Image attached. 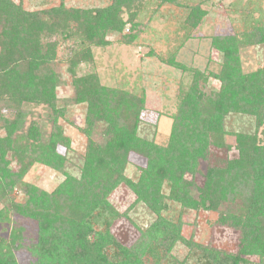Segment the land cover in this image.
Here are the masks:
<instances>
[{"label":"trees","instance_id":"obj_1","mask_svg":"<svg viewBox=\"0 0 264 264\" xmlns=\"http://www.w3.org/2000/svg\"><path fill=\"white\" fill-rule=\"evenodd\" d=\"M179 3L180 0H111L109 6L95 10L58 5L28 11L12 0H0V112L5 109L11 113L1 120L0 126L3 131L0 136V224L10 220L7 218L10 209L34 223L41 245L26 246L34 260L32 264H114L108 260L105 244H112L119 255H126L108 235V223L116 214L106 195L123 184L148 209L166 210L158 194L154 199L144 194L146 173L136 182L124 175L129 153L141 150H149L147 155L155 154L157 169L151 177L160 185L164 180H171L173 194L180 190L188 197L189 186L194 185L191 179L204 174L199 194L208 198L210 204H205L209 210L214 209L212 194L218 195L226 185L229 188L239 186L246 179L250 193L234 211L238 219L228 218L224 222L221 218V222L238 233L235 264H244L245 247L256 249V252H249L250 255H264V139L257 138L255 129L252 133H238L235 157L221 161L219 166L207 167L203 173L200 170L201 162L207 158V147L211 146L206 134L223 132L226 115H248L253 118L255 128L261 124L259 112L243 110L239 105L247 95L264 96V70L242 73L235 37L213 38V46L223 59L222 68L218 76L215 75L221 82L220 91L206 96L199 87L202 78L193 75L188 88L180 92V113L163 146L138 135L143 97L118 93L103 86L97 75H79L77 71L80 65L94 61L95 48L109 45L107 34L122 33L129 24L130 30L133 28L128 30L131 36L125 37L126 42H132L134 27L141 25L136 20L141 11L147 12L150 5L158 9ZM123 14H126L125 20ZM187 18L193 28L200 22L195 7ZM250 29L254 44H264V23L259 22ZM74 36L76 42L71 43L63 61L73 97L64 100L56 94L64 84V77L58 71L61 60L57 50L62 40ZM76 107L83 113L81 133L87 139L78 177L68 176L51 194L32 187L25 193L22 203L15 202L11 197L13 188L23 189V178L33 164L63 169L67 159L59 156L56 148L65 146L68 153L70 141L64 137L58 119H66L67 112L71 113ZM97 136L102 139L100 142L95 139ZM93 218L105 220L107 226L104 234L97 233L91 241ZM190 245L197 250L193 259L198 261L199 250L207 260L211 250ZM22 247L21 228L12 226L8 243L0 244V264H22L16 255ZM118 254L112 256L116 259ZM125 260L122 257L116 264H130ZM132 264L139 263L133 261Z\"/></svg>","mask_w":264,"mask_h":264},{"label":"rangeland","instance_id":"obj_2","mask_svg":"<svg viewBox=\"0 0 264 264\" xmlns=\"http://www.w3.org/2000/svg\"><path fill=\"white\" fill-rule=\"evenodd\" d=\"M23 9L36 11L63 5L69 9L95 10L110 5L111 0H12ZM180 4V5H179ZM178 5H155L141 11L134 27L135 39L126 42L131 26L125 25L122 33L107 34L109 45L93 50L94 61L82 64L77 68L79 75L92 73L97 75L100 83L119 92H128L144 98V109L140 113L141 123L138 135L157 146L166 145L171 133L175 117L179 116L182 103L181 90L188 88L189 81L195 75L205 79L199 83L206 96H213L220 91L221 82L216 79L222 65V54L213 46V38L235 37L240 50V69L242 73L264 70V44H254L250 31L251 26L264 23V0H180ZM182 5V6H181ZM195 7L200 17L199 24L193 28L188 23L187 15ZM125 20L126 14L122 15ZM130 30V31H128ZM57 38H52L56 40ZM76 37L62 40L57 55L61 60L58 71L64 77V84L56 90L57 97L68 100L73 97V90L66 76L63 61L68 55L71 43ZM264 96L247 95L239 107L246 111H256L261 115V124L255 128L254 120L248 115L229 113L223 119V132L207 133L211 146L207 147V158L201 162V173L207 167L219 166L221 161L236 156V136L238 133L256 132L260 141L264 139ZM264 104V103H263ZM40 111V110H39ZM14 111H12L13 113ZM25 112L28 109L25 108ZM10 112H0V126ZM66 119L59 118L58 125L64 137L70 141L67 153L65 146H58L56 153L67 159L62 170L53 169L41 164H33L23 181L22 190L13 188L11 197L22 203L32 187H38L48 194L64 184L68 176L78 177L82 166L86 137L81 133L83 113L80 108H72ZM3 135L0 127V136ZM94 139V137H93ZM97 141L102 139L97 136ZM149 150L132 151L128 155V163L124 175L133 182L138 181L141 174L146 173L144 194L155 198L158 194L166 210L159 212L148 209L127 186L120 184L113 188L106 200L114 218L108 223V235L126 251L119 255L112 244L104 245L108 260L116 264L125 257V262L139 264H235L233 257L239 249L238 233L234 229L223 226L221 218L238 219L234 213L248 195L246 179L239 186L229 188L227 185L217 194H212L214 209L209 210L208 198L199 194L205 181L204 174L196 175L189 186V196L173 194L171 180L162 184L151 174L156 171L158 160L155 154L147 155ZM65 162V161H64ZM13 172V171H12ZM86 179L89 180L88 176ZM186 179V178H185ZM187 180V179H186ZM190 181V180H188ZM180 193V194H179ZM217 193V192H216ZM222 194V195H221ZM205 200V202H204ZM216 201L218 203H216ZM208 203V204H205ZM10 209L8 222L0 224V244L8 243V233L12 226L21 228L23 246L17 252L22 264H32L34 260L26 246H40L34 223L17 216ZM94 219V218H93ZM108 222V221H107ZM105 220L91 221L90 240L95 235L104 234ZM200 245L208 251L205 259L198 250V261L193 259L190 244ZM244 264H264V255H250L255 248L245 247ZM33 251V250H32ZM118 254L115 259L112 255Z\"/></svg>","mask_w":264,"mask_h":264}]
</instances>
